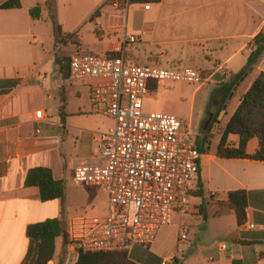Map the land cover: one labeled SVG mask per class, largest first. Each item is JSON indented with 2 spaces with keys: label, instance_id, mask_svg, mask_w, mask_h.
Instances as JSON below:
<instances>
[{
  "label": "crops",
  "instance_id": "obj_1",
  "mask_svg": "<svg viewBox=\"0 0 264 264\" xmlns=\"http://www.w3.org/2000/svg\"><path fill=\"white\" fill-rule=\"evenodd\" d=\"M6 1L0 0V264L22 263L28 225L71 219L63 218L61 199L42 202L38 188L25 185L27 172L42 166L54 179L71 177L75 165L93 161L97 133L112 126L108 117L90 112L87 84L63 77L54 63V50L44 49L48 22L59 19V29L66 18L60 11L73 9L76 26L91 20L98 27V37L86 43L90 53L123 50L129 61H151L165 68L182 64L209 76L214 85L212 106L202 130L210 132L215 124L218 140L241 96L264 72L263 54L251 72L235 79L255 36L264 30V0H160L148 9L141 4L122 8L107 0H52L50 8L45 0H19L18 8H2ZM37 4L40 18L33 19L29 9ZM129 34L137 35L138 42L124 48L123 37ZM232 81L224 100V86ZM37 110L43 113L39 120L34 117ZM238 141V135L227 137L229 147ZM216 145L207 140L199 150V171L189 191L192 196L201 184L202 195H193L189 203L193 208L199 205V210L179 214L178 223L161 228L149 246L132 247L127 253L131 261L264 264V161L219 157ZM257 147L254 137L246 152L252 154ZM233 190L246 193L241 224L231 211L218 212V203ZM77 258L76 249L62 235L55 239L47 264H76Z\"/></svg>",
  "mask_w": 264,
  "mask_h": 264
},
{
  "label": "built area",
  "instance_id": "obj_2",
  "mask_svg": "<svg viewBox=\"0 0 264 264\" xmlns=\"http://www.w3.org/2000/svg\"><path fill=\"white\" fill-rule=\"evenodd\" d=\"M138 39L125 35L122 45L130 47ZM118 52L119 56L75 53L68 61L69 79L88 86L90 112L113 122L97 133L93 161L72 168L74 183L107 191L104 217H74L66 223V241L77 253H128L134 246L147 247L170 224L174 212L193 209L189 191L201 156L196 135L174 114L146 111L144 101L153 86H202L209 76L190 67L131 64L123 50ZM42 114L37 110L35 119Z\"/></svg>",
  "mask_w": 264,
  "mask_h": 264
},
{
  "label": "trees",
  "instance_id": "obj_3",
  "mask_svg": "<svg viewBox=\"0 0 264 264\" xmlns=\"http://www.w3.org/2000/svg\"><path fill=\"white\" fill-rule=\"evenodd\" d=\"M108 3L123 5H150L160 0H107ZM45 5L50 8L52 0H45ZM2 8H18L19 0H8L1 5ZM41 5L29 9L33 19L40 18ZM73 34L61 36L58 42L70 38ZM264 30L255 36L253 45L248 54L246 64L235 79L251 72L264 54ZM109 56H119V52L108 53ZM69 61L68 58H64ZM54 63L59 67L63 77L68 76V63H63L59 56L54 57ZM235 81L225 85L224 100L229 95ZM156 86H153V90ZM209 132V130H207ZM205 132V134H207ZM230 134L238 135L239 141L236 147L227 145V137ZM257 138L258 147L252 153L246 152V146L250 139ZM203 139V138H202ZM197 138V148L202 150L203 140ZM216 154L219 157L229 159L249 158L264 161V72H259L248 90L241 96L240 102L234 113L222 129V133L216 145ZM26 186H35L39 190V198L42 202L62 199L65 193V182L62 179H54L49 168L38 166L30 169L25 177ZM201 184L194 195L201 196ZM219 213L231 211L241 224L245 220L246 193L244 190H233L227 194V200L219 202ZM66 234V223L61 219L51 218L42 222L27 226L26 235L29 240L28 249L21 264H47L53 257L55 239ZM76 264H136L130 260L126 252H78Z\"/></svg>",
  "mask_w": 264,
  "mask_h": 264
},
{
  "label": "rangeland",
  "instance_id": "obj_4",
  "mask_svg": "<svg viewBox=\"0 0 264 264\" xmlns=\"http://www.w3.org/2000/svg\"><path fill=\"white\" fill-rule=\"evenodd\" d=\"M119 7H126V5ZM73 9L68 8L65 11L66 18L62 20V24L58 29L57 21L52 19L48 22V29L45 30V42L44 49L54 50V57L59 56L63 63H68L66 59L77 53L79 55L98 54L95 52H88L86 50V43L90 42V39L97 38L98 27L92 25L91 20H85L80 25L76 26L77 18L73 16ZM70 16L69 18L67 16ZM75 15V14H74ZM45 28V25H43ZM66 31H71L73 35L70 38H66L62 42H58L61 36L69 34ZM78 31V32H77ZM77 32V33H76ZM47 33V34H46ZM50 35V36H49ZM49 37H51V43L49 44ZM82 48L80 50V45ZM97 45L94 47L96 48ZM128 53H133L134 49H127ZM131 64L151 65L154 62L151 61H129ZM57 66V65H56ZM186 65L180 64L177 67H185ZM173 67V66H171ZM57 68H59L57 66ZM170 68V67H169ZM158 87V86H157ZM156 87V91L153 92L145 101L144 108L146 111H158L174 114L184 120V124L189 126L192 134L196 135L198 139H202L204 145L206 141L211 142V146L215 147L218 142V137L212 131L215 124L210 129V132L202 130V127L207 123L209 119V110L212 106L211 94L214 90L212 82L205 83L201 87L196 84H187L183 82H167L164 85ZM196 87H200L195 90ZM51 92V96H53ZM51 97V98H52ZM51 102V101H50ZM112 122V121H111ZM113 124V122H112ZM207 132V134H205ZM65 193L61 199L62 208L64 210L63 218H74L81 216L89 217H104L107 214V191L101 188H88L81 184L73 182L68 175L65 180ZM194 195V193H193ZM192 195V196H193ZM190 196L188 202L190 203L194 197ZM199 205H196L193 210L198 211ZM179 214L174 212L171 216V223H178Z\"/></svg>",
  "mask_w": 264,
  "mask_h": 264
},
{
  "label": "water",
  "instance_id": "obj_5",
  "mask_svg": "<svg viewBox=\"0 0 264 264\" xmlns=\"http://www.w3.org/2000/svg\"><path fill=\"white\" fill-rule=\"evenodd\" d=\"M263 41H264V37H263ZM208 123V122H207ZM207 123L205 124V126L207 125ZM215 127H216V125H214V127H213V132L215 131ZM65 238H66V236L65 235H63Z\"/></svg>",
  "mask_w": 264,
  "mask_h": 264
}]
</instances>
